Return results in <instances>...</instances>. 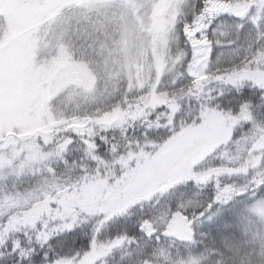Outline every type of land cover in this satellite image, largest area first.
<instances>
[{
	"label": "snow or ice",
	"instance_id": "6c2138e0",
	"mask_svg": "<svg viewBox=\"0 0 264 264\" xmlns=\"http://www.w3.org/2000/svg\"><path fill=\"white\" fill-rule=\"evenodd\" d=\"M0 264H264V0H0Z\"/></svg>",
	"mask_w": 264,
	"mask_h": 264
}]
</instances>
